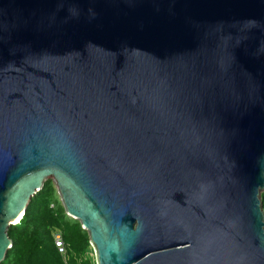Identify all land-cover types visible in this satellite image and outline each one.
Wrapping results in <instances>:
<instances>
[{"label":"water","instance_id":"95a60500","mask_svg":"<svg viewBox=\"0 0 264 264\" xmlns=\"http://www.w3.org/2000/svg\"><path fill=\"white\" fill-rule=\"evenodd\" d=\"M48 180L97 264H264V0H0V264Z\"/></svg>","mask_w":264,"mask_h":264},{"label":"trees","instance_id":"16d2710c","mask_svg":"<svg viewBox=\"0 0 264 264\" xmlns=\"http://www.w3.org/2000/svg\"><path fill=\"white\" fill-rule=\"evenodd\" d=\"M262 203L264 207V191ZM9 236L13 248L2 264H97L88 233L66 214L53 180L32 199Z\"/></svg>","mask_w":264,"mask_h":264},{"label":"built area","instance_id":"2783aa9c","mask_svg":"<svg viewBox=\"0 0 264 264\" xmlns=\"http://www.w3.org/2000/svg\"><path fill=\"white\" fill-rule=\"evenodd\" d=\"M57 245H58V247H62V244H61V238L58 236V240H57ZM61 251H62V249H61Z\"/></svg>","mask_w":264,"mask_h":264},{"label":"clouds","instance_id":"9594fccd","mask_svg":"<svg viewBox=\"0 0 264 264\" xmlns=\"http://www.w3.org/2000/svg\"><path fill=\"white\" fill-rule=\"evenodd\" d=\"M91 244V243H90ZM92 246V245H91ZM92 248H93V246H92ZM93 250H94V248H93ZM95 253V251L93 252V254ZM95 258H96V256H95Z\"/></svg>","mask_w":264,"mask_h":264}]
</instances>
